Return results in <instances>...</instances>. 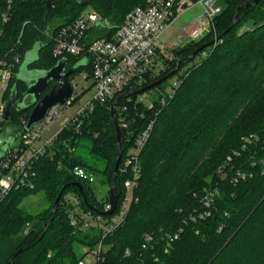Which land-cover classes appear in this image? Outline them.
Returning a JSON list of instances; mask_svg holds the SVG:
<instances>
[{"label":"trees","instance_id":"16d2710c","mask_svg":"<svg viewBox=\"0 0 264 264\" xmlns=\"http://www.w3.org/2000/svg\"><path fill=\"white\" fill-rule=\"evenodd\" d=\"M48 1L12 0L10 17L2 22L8 4L0 0V61L11 70L2 103L13 88L17 98L26 90V83L16 73L34 46H38L37 57L27 65L28 70H47L65 58L66 68H74L70 79L78 73L89 79L92 71L86 57L52 55L56 30L91 8L102 20L87 31V38H110L125 15L145 0ZM252 1L219 0L222 10L214 18L213 31L174 50L173 58L164 61V71L144 75L140 85L131 87L136 90L152 83L179 62L169 76L179 81L177 86H169L171 95L165 92L168 77L150 88L163 95L148 108L136 101L137 95H123L130 90L127 86L104 103L94 102L78 127L70 122L56 134L51 147L34 161V187L11 190L0 201V236L15 235L26 224L39 223L22 234L3 264H78L80 247L95 245L101 235L97 230L73 231L64 196L77 194L82 208L96 213L108 202V192L103 201L98 200L91 183L76 178L72 168L80 166L93 175L99 171L101 184L108 188L115 183L116 213L126 195L124 181L131 177L130 170H122L127 152L150 122L149 135L137 157L139 178L132 201L121 225L102 239L109 247L101 253L100 264H264V0L255 5ZM235 14L236 23L231 25ZM214 38L215 43L194 53ZM120 95L114 119L119 124L121 112L127 125H118L122 155L114 174L118 143L110 106ZM33 105L11 112L7 120L0 119V136L11 129L12 137L18 135L13 145L18 144ZM80 137L90 139V152L102 159V169L85 166L71 156ZM237 171L245 176L235 181ZM74 182L81 184L83 196ZM208 190L215 192L206 207ZM39 191L48 205L31 214L21 203ZM145 234L152 241L143 248ZM174 234L177 238L165 251L168 236ZM126 248L129 255H125Z\"/></svg>","mask_w":264,"mask_h":264},{"label":"built area","instance_id":"2783aa9c","mask_svg":"<svg viewBox=\"0 0 264 264\" xmlns=\"http://www.w3.org/2000/svg\"><path fill=\"white\" fill-rule=\"evenodd\" d=\"M194 6L200 7L199 13L182 30L177 39L179 43L182 41L188 43L197 41L214 30V18L222 10L219 0H145L144 4L135 6L125 15L122 23L110 38H87V31L100 24L102 20L100 14L91 8H86L73 21L56 30L53 35L52 55L54 57H64L65 55L86 57L87 59H85L90 61L92 72L89 84L83 90L86 91L92 87L94 94L92 98L71 113L61 123L59 129L50 136H45L44 133L50 129L53 122H58L61 111L66 105H71L73 99L79 96L83 90L77 95L72 93L66 104L50 107L43 119L32 127L26 128L24 125L19 143L9 147L0 159V201L11 190L34 187L36 178L34 161L51 147L53 138L64 126L72 122L77 123L78 127L81 124V117L87 111L92 110L94 102L104 103L127 86L130 87L128 91L133 90L131 87L140 85L144 75H157L164 71V61L171 60L174 54L169 51L170 48L165 46L161 35L176 17ZM15 61L17 62L18 58H15ZM0 66L2 65L0 64ZM10 76L9 68L0 67V94L6 89ZM171 84L177 86L179 81L176 79ZM172 92L173 89L170 87V92L167 93L171 95ZM160 94L162 92L158 89L155 96L150 99L147 92L144 91L136 94V101L151 108L153 99H158ZM159 101L164 104V97H161ZM119 114L120 123L118 125L126 127L125 116L121 115V112ZM151 125L150 122L145 130L135 138L134 145L127 152L122 170H130L131 177L124 181L126 195L116 213H114L115 209L112 214L106 216L97 212L85 211L77 194L72 192L65 194L63 206L73 231L90 233L97 230L101 235L95 245L80 247L82 255L77 261L78 264H100L101 253L108 247L103 244L102 239L111 234L123 222L132 201V190L139 178L137 157L149 135ZM71 172L81 181L90 183L93 181V174L83 167L75 166ZM236 175L235 181L238 177L245 176L238 171ZM214 192L215 190L207 191L204 198L206 207ZM107 209H109V202L104 204L101 211ZM177 235L168 236L165 251L170 247V242L177 238ZM143 240L142 247L144 248L152 241V236L145 234ZM129 253V249L126 248L125 255H129Z\"/></svg>","mask_w":264,"mask_h":264},{"label":"water","instance_id":"95a60500","mask_svg":"<svg viewBox=\"0 0 264 264\" xmlns=\"http://www.w3.org/2000/svg\"><path fill=\"white\" fill-rule=\"evenodd\" d=\"M258 1L259 0H253L251 3L253 5H255ZM49 2H50V0L48 1V3ZM244 4H246V3H241L240 6L244 5ZM235 18H236V14L234 15V20L232 21L231 25H234L236 23ZM226 31L227 30L223 31V33H225ZM216 40H217V38H214L213 40H211L209 42H205V43L201 44L200 46H198L196 48L194 53L202 50L203 48H205V47H207L213 43H215ZM37 50H38V46H34L31 50H29L25 54V57L31 53H34V55L36 53V57H37ZM36 57L34 59H36ZM34 59L27 62L25 64L26 67ZM179 65H180V63L177 62L174 69H172L171 71H169L165 75L161 76L160 78L156 79L152 83H149V84H147V85H145L139 89H136V90L127 91L123 95L132 96V95L142 93V92L152 88L153 86H155L156 84H158L162 80L168 78L170 75H173L176 72V70L179 68ZM66 67H67V60L65 58H61L51 68H49L47 70H28V71H33L34 75L31 77H29V76L26 77L27 79H25V81H24L27 85L26 90L17 98L15 89L14 88L12 89V92L10 93L9 98L4 103H2V105H1L0 119L7 120L11 112H18L20 110H24L28 106H31L32 104H34L30 113H29L28 119L25 123V127L30 128L34 124L40 122L43 119V117L46 115V113L50 107L57 105V104L58 105L66 104L67 101L70 99L72 93H73V86L70 82L69 77L74 72V68L66 69ZM16 77H17V75H16ZM17 79H19V78L17 77ZM50 82L52 83L50 88L48 89V91L45 94H43L40 97V95L47 88V86L50 84ZM121 96L122 95H120L119 97H116L110 106L111 118H112V121L114 124L115 135H116V139H117V143H118V156H117V159L115 161L114 168H113L114 174L116 173V171L118 169L120 159H121V155H122V149H121L120 143H119V126H118V123L116 122V120L114 119V108H115V106H116V104L119 101ZM22 131L19 133L20 135H21ZM17 136L12 137L11 134L6 136V137L0 136V159L4 155L5 151L9 147L13 146V143H10V141H8V140L9 139H15L16 140ZM67 185L68 184L64 185V187H66ZM72 185L77 187L78 191L83 196L81 184L79 182H74V183H72ZM60 194H61V191L59 192L58 196L54 200V203L52 205L53 210H56ZM107 198H108V202H109V209L104 210V211H97V213H99L100 215H103V216L112 214V212L114 211V209L116 207L117 194L115 193V183H113L112 186L109 188ZM51 220H52L51 218L48 220L44 230L47 229ZM20 251H21V249L17 250V252H20Z\"/></svg>","mask_w":264,"mask_h":264},{"label":"rangeland","instance_id":"374dc122","mask_svg":"<svg viewBox=\"0 0 264 264\" xmlns=\"http://www.w3.org/2000/svg\"><path fill=\"white\" fill-rule=\"evenodd\" d=\"M12 3V0H7V4L5 10L2 11L1 14V18H2V22H5L6 20L9 19L10 17V13L8 11V9L10 8ZM200 7L199 6H194L188 10H186L185 12H183L182 14H180L178 17H176L167 27V29L165 30V32L161 35V40L163 41V43L165 44V46L167 48H170V52L172 54L175 55V51H177L178 48L184 47L185 45H187V42H177L178 39V35L182 32V30L187 27L189 25V23L191 22V20L199 13ZM7 18V19H6ZM31 54H29L28 56L25 57L26 60H29L31 58L30 56ZM25 60V61H26ZM24 61V62H25ZM0 64L2 66H0L1 68H6L8 69L7 66H5V61L1 60ZM30 72V71H28ZM26 73H17V77L19 76H23ZM175 80V76H171L167 79V81L164 83V85L166 86V90L165 92H170V85L171 83ZM70 82L72 84V86L75 88L73 89V94L75 93V95H77L78 93H80L84 87L89 84V79L86 78V74L85 73H78L77 75H75L74 77H72L70 79ZM94 94V89L92 87H89L86 91H84V93L78 97H75L72 101L71 105H66V107L61 111L60 113V118L58 122H53L50 126V131L52 133L56 132L59 129V122H63L65 118L69 117L71 115V113H73L78 107L82 106L88 99L92 98ZM156 94V89H150L149 91H147V95L148 97H150V99H152V97H154ZM2 94L0 95V105L2 103ZM61 125V124H60ZM20 139V136H19ZM69 142V139H68ZM68 146L69 143H68ZM66 147V149H68V151H70V147ZM71 156H73L74 158H76L77 160H80L84 163H86L85 166L91 167V168H96V169H102L104 166V163L102 161L101 158L96 157L94 154H92L90 152V139L87 137H80L78 139V141L75 143L72 151H71ZM237 154V153H236ZM228 160H230V156L227 157ZM221 167L218 168V170ZM94 177H93V181L91 182V187L93 188V191L97 197L98 200L101 201V198H105V195L108 192V187L104 184H101V173L97 170L94 171ZM102 196V197H101ZM48 203L44 198V193L43 191H39L36 194H32L27 196L21 203V207L26 210L27 212L34 214L36 212L42 211L43 209H45L47 207ZM37 222H31L29 224H26L25 226H23L21 228V230L16 233L17 234H24L25 231L28 230V228L35 226ZM39 225V224H38ZM109 247V246H108ZM107 247V248H108Z\"/></svg>","mask_w":264,"mask_h":264},{"label":"crops","instance_id":"0c3cea01","mask_svg":"<svg viewBox=\"0 0 264 264\" xmlns=\"http://www.w3.org/2000/svg\"><path fill=\"white\" fill-rule=\"evenodd\" d=\"M30 56H31V58L29 60H26L24 57V60H23L21 66L17 72V73H19V72H21V73L25 72L26 73L25 75L18 77L22 81H25V79H27L26 77H28V76L31 77L34 75L33 71L28 72V68L25 65L27 62H29L30 60H32L36 57V53H35V55H34V53H31ZM1 105H2V103H1ZM60 124H61V122H59V126H61ZM10 134H11V129H7L6 132L2 135V137H6ZM51 134H52V132L50 131V129L44 133L45 136H50ZM8 141H10V143H15V139H9ZM34 224H36V227L39 226L38 225L39 223H34ZM33 227H35V226H33ZM22 238H23V235L20 233L17 235H11V236H0V264H3L5 262V260L12 254V252L19 245Z\"/></svg>","mask_w":264,"mask_h":264},{"label":"flooded vegetation","instance_id":"af4514ba","mask_svg":"<svg viewBox=\"0 0 264 264\" xmlns=\"http://www.w3.org/2000/svg\"><path fill=\"white\" fill-rule=\"evenodd\" d=\"M67 69V68H66ZM69 79H70V77H69ZM51 83V82H50Z\"/></svg>","mask_w":264,"mask_h":264}]
</instances>
